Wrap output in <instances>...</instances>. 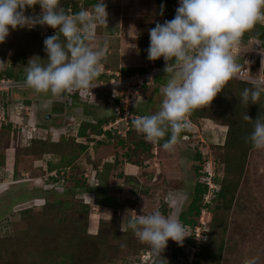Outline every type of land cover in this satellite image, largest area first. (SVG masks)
I'll list each match as a JSON object with an SVG mask.
<instances>
[{"label":"rangeland","instance_id":"374dc122","mask_svg":"<svg viewBox=\"0 0 264 264\" xmlns=\"http://www.w3.org/2000/svg\"><path fill=\"white\" fill-rule=\"evenodd\" d=\"M40 11L39 8H34L32 14L29 16L35 17ZM89 14H91V12ZM262 23L264 24V18H262ZM36 27L40 29V26L38 27L37 25L32 28ZM20 32L21 31L17 28H10L9 35L3 43H0V70L11 68L17 75L25 72L28 63L23 66L12 64L15 47L25 43L31 44L25 37L21 40L18 38ZM258 37H260V40L264 39L263 28H260ZM254 44L253 41L251 42V40H249L245 46H241V49L243 50V56H247L248 59L256 63V70H253L252 74L257 77L259 76V72H261L259 68V58H262V65L264 67V52L262 53L263 55L255 58V52L258 49L257 47H253ZM262 46L264 48V44H262ZM35 56L34 53H30L28 60L36 59ZM247 64H249V61H247ZM262 72H264V69ZM148 92H151V87H148ZM66 93L68 94L66 95L67 101L64 103L65 105L62 109H59V97L53 96L50 93H38L28 87H17L13 89L10 94V97L14 100H8V103H16V106L14 104H5L3 110L0 109V115L3 111V120L6 119V123L13 122L9 118L12 116L11 118L14 122L11 124V133L13 128L22 133L23 129L20 127L23 126L25 139H28L30 135L32 138L38 136L39 134L36 133L41 127L52 126L55 128L53 129L54 131H49V134H45L43 131V133L40 134V137H45V139L51 141L58 132L63 131L62 126H67L69 124V131H66V135H61L65 138L75 137L76 141L83 142L84 139L76 135V124L84 119V112H89L94 116L95 114H99V107L86 104L95 102L99 99L96 100L95 96H91L89 102L81 100L79 102V99L72 97L71 92ZM1 97L0 94V98ZM56 97L58 103L54 101ZM37 99H42L40 104L43 105L41 108L43 110H50L54 104L58 107L55 112L49 113L48 120H45L43 117L44 114L40 113L43 110L38 111L36 115L32 106L31 108L28 107L27 110L24 106H21L24 105L23 100L33 101V104H38ZM155 99L156 101L152 100V104L148 106V110L145 111L144 114L149 115L159 110L162 95L158 99L157 97ZM133 110L136 112L135 109ZM27 112L32 118L28 117L29 114H24ZM21 115L23 116L22 119L20 118ZM46 115H48V112H46ZM33 118H36V120ZM214 123L222 125L223 127L213 125ZM191 124L192 125L188 127V131L189 129L191 130L188 132V135H183L178 138L173 149L171 151L167 150V153L172 152V154H174L172 156L178 158L179 152L177 149L179 148L180 150V146L184 148V157L186 156L187 160H183L184 158L180 159L182 161H180L179 164L182 166V170L178 169L177 171V175L179 174L178 176L180 178L176 177L177 175H174V178L171 176L169 183L166 184L163 183L162 178L159 177L152 185L143 182L142 184L151 192V195L142 197L138 206H135V203L132 207L131 202L128 201L123 204L124 208L113 210L111 217H119V223L123 227V231H119L117 240L115 239L114 243L110 242V244H103L101 247H98V253H94L90 264H134L136 260L138 261L139 256L145 252L143 249L147 248L148 245L138 240L133 230L127 227V221L137 215H146L156 210H159L165 216L177 217L180 215L190 203L197 179L200 180L196 177V173L194 172L196 163L197 165L201 164V170H203L204 173L201 179L202 183H204L208 177V172H212L214 179L216 178L220 183L223 174L222 168L216 160L214 163L212 161H214V156L218 152L216 145H221L224 142L227 126L224 125V123L201 117H198L195 122H191ZM32 126H34L33 129L30 128ZM122 128L123 125H121L120 128L121 132L124 131ZM220 130H222V132ZM4 131L5 130H3L2 133H4ZM11 133L10 135L8 133V136L6 134L0 135V155H3L0 156V191L5 190L3 194L0 195V239L6 241V236H10L16 240L13 242L6 241V244L0 247V264L5 261L4 259L7 258L8 252L9 254L12 252L20 253L22 251L25 253L28 251L30 252L32 239L30 238V234L25 235L24 232L26 230L29 233L36 232L32 230L35 229L34 219L36 216H39L38 219H40V222L42 221L45 223L48 220L47 223L51 224L52 232L55 235L60 234L62 238L59 240L63 239L62 241L66 245L68 243V240H66L68 235L74 236L75 234H82L85 229L89 232V227L87 225L89 224V215L91 212H96V208L93 206L94 204L90 201V198L82 197L80 190L72 189V180L66 181L62 187L49 188L44 186V183L48 182L44 181V175L49 170L47 166L48 160L50 161L53 159L58 163L60 159L58 154H54L55 157L48 154L39 157V159H43L46 164L45 169L48 170L45 172V170L41 169L42 167L39 165V162L35 165V158L32 156L15 155L14 148L16 147H14V143L11 144V142L14 139V145L17 146L20 140H17V137L12 138L13 133ZM94 150L93 143L89 142L87 150L80 153L75 158L72 168L66 166V171L68 173L74 171L76 178H79L83 172L82 176L85 174L91 175L93 170H91L92 165L90 164H92V162L90 160V164H85V161H89V159L92 158ZM196 152L201 154L202 161L198 162L194 159V154ZM149 154L152 155L151 153ZM15 156L17 160H15ZM95 156H97V151L95 152ZM38 169L40 171H38ZM35 177L40 179L37 180ZM217 181H215V183H217ZM219 183H217V188H220ZM163 186L165 187L163 188ZM132 188L139 189L137 185ZM84 204H88L85 210L82 207ZM43 205L47 207V212L41 216L39 213ZM213 206L214 204L211 202L209 207L211 211ZM24 208H29V210H31V216L21 215L20 211ZM165 208L167 212L164 213L163 209ZM86 210L87 215H85ZM210 210L209 213L211 214ZM210 214H204L206 223L208 222ZM112 220L114 221L115 219L112 218ZM226 220L224 249L220 264H246L248 260H254L255 264H264V147L255 146V148L250 151L246 171ZM116 222L118 221H114L115 225ZM31 224L33 225L31 226ZM111 225L112 224L108 225L109 232L106 234L107 237H111L110 234L114 232ZM120 233L121 236L119 238ZM34 238H36V236H34ZM65 240L66 242H64ZM42 241L47 244L43 238ZM172 241L171 239L167 241L166 247L160 253L161 258L152 254V257L146 263L142 264H162L168 261ZM36 246L37 244H35L34 247ZM149 249L151 248H147V250Z\"/></svg>","mask_w":264,"mask_h":264},{"label":"clouds","instance_id":"9594fccd","mask_svg":"<svg viewBox=\"0 0 264 264\" xmlns=\"http://www.w3.org/2000/svg\"><path fill=\"white\" fill-rule=\"evenodd\" d=\"M33 5H39L40 13L26 16L25 8L31 9ZM162 12L163 5L161 15ZM107 15L103 0L94 5L92 14L81 10L73 16L59 6V0H0V43L5 41L10 28L46 25L55 29V34L43 40L47 63H39V57L28 60L25 86L53 96L90 89L95 86L92 80L99 74L100 63L106 59V42L95 48L88 42L96 40L97 25H107ZM261 18L264 0H178L174 18L149 29L147 58L162 57L163 71L169 79L161 89L158 111L130 117L134 130L146 141L163 140L161 147L171 151L180 133L188 129L185 116L208 105L240 71L231 49ZM249 83L242 98L256 103L264 93V79H250ZM243 119L253 121L247 114ZM166 134L168 139L164 140ZM248 140L256 147H264V120L253 123ZM127 227L157 257L169 239L179 244L187 236L177 217L165 216L159 210L130 218ZM246 264L255 261L248 260Z\"/></svg>","mask_w":264,"mask_h":264},{"label":"trees","instance_id":"16d2710c","mask_svg":"<svg viewBox=\"0 0 264 264\" xmlns=\"http://www.w3.org/2000/svg\"><path fill=\"white\" fill-rule=\"evenodd\" d=\"M59 6L62 7L68 15L70 14L68 9H70L71 13H78L84 8L87 9V6H83V4L80 5L78 2H71L70 0H59ZM34 8L40 9L39 5H33L31 9L26 7L24 14L26 16L31 15ZM37 26L39 27V25ZM260 28L264 29L262 19L258 20L251 29L244 32L240 38V45L245 46L251 39L257 40V49L260 51V55H263L262 53L264 48L261 42H263L264 39L260 40V37H258ZM17 29L21 31L18 38L21 40L25 37L31 42V44L29 45L28 43H25L15 47V52L12 57V64L22 66L27 64L30 53H34L36 55V59H38L37 57L41 59L38 60L39 63L46 64L47 54L44 51L43 40L50 35H41V31L37 27H18ZM61 40L63 41V38H61ZM90 42L92 43V41ZM91 43H89L90 47H92ZM103 69L107 70L108 68L104 67ZM137 71L145 72L146 70L144 71L143 69L136 70L122 68V72L125 75H131ZM22 75L25 76V72L17 75L12 71L11 68L0 70V78L5 77L18 79ZM163 76L164 72L158 73L153 77L152 82L155 87L151 90V92L147 93L149 101L152 97V92L158 90L156 87H160L162 84H165V82H162ZM101 78H107V75L104 73H99L94 79L98 80ZM146 85H144V90H147L148 88ZM249 87L250 83L248 81L231 78L224 84L223 89L216 94V96L208 105L198 107L186 115L188 121L190 122H195L198 117H201L211 119L215 122L224 123V125L227 126L224 142L221 145H216L218 152L214 156V161H212L214 163L216 160L222 168L223 174L220 179V183L216 178L214 179L220 184V188L216 192L215 197L212 199L214 204L212 211L209 209L211 204H207L208 214H210L209 210L211 211V214L208 218V222L203 227L205 240L203 241L200 251L196 254V259L192 264H220L221 255L224 249V234L227 225V214L232 208L235 195L246 171L249 153L253 148H255L251 141L248 140V136L252 131L253 123L264 120V93L261 94L259 100L256 103L245 102L242 98V93L245 88ZM66 95L68 94L63 93L57 96L60 98V104L58 105L59 109H62V107L65 105L64 103L67 101ZM71 95L75 99H79L76 90L72 91ZM96 95L97 99H99L97 100V103L101 105L105 104V95L99 92H97ZM2 97L0 98L1 102H3L4 105L8 104L6 99L9 97L4 95H2ZM57 97L54 99L55 103H58ZM78 101L80 102V100ZM113 101V105L116 106L117 101L115 99ZM58 107L54 104L50 110L55 112ZM132 111L134 110L132 109ZM49 113L50 112H48V114ZM245 114L252 118L253 121H245L243 119ZM136 115L141 116L145 114L142 112H137ZM84 116L85 119L93 118L95 122H90L87 120H82L80 122L77 129V136L84 139L83 142L76 141L75 137L65 138L62 135L59 137L60 139L56 141H50L37 137L25 139L23 133H20L15 128H13V134L11 133L12 125L9 122L0 125V135L6 134L8 136V133L9 135L11 133L12 138L17 137V140H20V143L17 146L14 145V139L11 142V144L14 143L13 146L16 147L14 149L15 155L17 156L28 155L32 156L36 160L39 159L40 156L47 153L58 154L60 158L58 163H53L51 160H48V171L53 169H66V166H68V168H72L75 158L80 153H83L87 150L89 142L93 143L94 149H98L99 145L105 144L109 152L111 151V153L115 154V159L113 162L116 161L117 163L118 160H125L138 166H140L148 157L152 146H161L163 143V140L155 142V144L153 142L146 141L142 134L137 133L134 130L131 121L129 122L128 130L124 135H121L116 132L112 133L110 131L102 130L104 123L114 119L113 117L100 116L97 114L94 116L89 112H84ZM3 130H5L4 133H2ZM189 131L191 130L189 129ZM189 131L186 129L185 131L181 132L179 138L183 135H188ZM99 135H102V138L96 139V136ZM168 135L169 134L165 135L164 140L168 139ZM96 158H100V151L98 150ZM194 159H196L198 162L202 161L201 154L196 152L194 154ZM15 160H17L16 156ZM91 162L95 169H97L100 165L98 159L91 160ZM196 165L197 163L194 166V172L196 173V177L200 180L197 179V182L195 183L189 205L180 213V215L177 216L179 222L182 225H189L190 227H193L198 223V217L203 207V198L207 189V187L201 182L204 174L203 170H201V164L197 166ZM102 166L106 167L107 163H102ZM110 169L106 171H109ZM94 173L98 181L97 185H94L89 181L88 178L82 176V174L79 176V178H76L74 171L68 173V178L66 181L68 182L69 180H72V189L80 190L81 192L87 190L91 185L93 188L88 190L87 193L89 194L90 201H92L94 205L108 207L114 210L118 209L120 205L121 208H124V203H120L118 198L116 199L111 192H108L105 189H97V187L100 185V182L102 184L106 183V177L103 179L102 174L97 173V171H94ZM44 205L42 206V209L39 213L41 216L47 212V207ZM131 206L133 207L132 204ZM82 207L85 210L88 207V204H84ZM163 212H167L166 208L163 209ZM20 213L22 216H31V210H29V208H24L20 211ZM85 215H87V210L85 211ZM38 217L39 216L35 217V224L33 223L35 229H32L36 232L29 233L27 230L24 232L25 235L30 234V238L32 239L30 252L28 251L25 253L22 251L20 253L12 252L10 254L8 252L7 258L4 259L5 261L2 262V264H90L94 253H98V247H101L103 244H110V242L114 243V240H117L119 231H123L119 223V217H111L109 220L101 219L99 221L96 233H88L85 229L82 234H75L74 236L68 235L66 238L68 243L65 245L62 241L63 239L59 240L62 238L60 234L55 235L52 232L51 224L47 223L48 220L45 223L42 221L40 222ZM112 218L118 221L116 222V225L114 224L115 220L113 221ZM33 224H31V226ZM109 224H112L111 228L114 230V232L110 234L111 237L106 236V234L109 232ZM34 236H36V238H34ZM120 236L121 233L119 238ZM42 238L47 244L43 243ZM15 240V238L13 239L10 236H6V241L13 242ZM66 240L64 242H66ZM6 241L0 239V247L5 245ZM35 244H37L36 247H34ZM147 248L150 247L148 246ZM147 248H144L143 251H146ZM169 251L168 261L162 264H175V262H173L177 256L175 241H172Z\"/></svg>","mask_w":264,"mask_h":264},{"label":"crops","instance_id":"0c3cea01","mask_svg":"<svg viewBox=\"0 0 264 264\" xmlns=\"http://www.w3.org/2000/svg\"><path fill=\"white\" fill-rule=\"evenodd\" d=\"M70 1L78 2L80 5L83 4V6H87L86 10L89 13L91 12V14L93 12L94 5L98 2V0ZM103 3L105 4L106 12L108 14L106 18L107 25H97L95 27L96 40L92 41L91 43V46L95 48L97 44L104 45L106 42V59L100 63V66L103 68H108V70L113 72L118 71L121 73H123L122 68L136 70L143 69L145 71L154 66L164 67L165 61L162 57L156 60H149L147 58L146 50L149 46V29L154 27L156 23L162 24L165 20L173 19L175 15V9L178 7V0H103ZM161 5H163L162 15L160 14ZM252 41L255 43L253 46L255 47L258 41L251 39V42ZM236 60L240 63L242 62L243 57L239 56L236 58ZM168 79V74L164 72L162 82H165L166 84ZM164 85L162 84L160 87H156L158 90L152 92L150 101L148 100L147 94L148 88L147 90H144V98L140 102L136 103V105H133V109L136 110L134 113H145V111L148 110V106L152 104V100L156 101L155 98L157 97L158 99L161 96V89ZM146 86L151 87V90L155 87L153 82L148 83ZM41 100L42 99H37L38 104H33V101L30 102L29 100H23V103L24 105L27 103V106L30 108L32 106L34 108L35 114L37 115L38 111L43 110L41 109L43 107V105L40 104L42 102ZM46 112H50L51 114L53 111L43 110L40 113H43V116H45ZM28 117H31L30 114ZM33 119L36 120V118ZM213 125L223 127L222 125H217L215 123ZM220 131L222 132V130ZM56 139L57 138L54 140L56 141ZM180 147V150L179 148L177 149L179 152V157L174 158L172 156L174 155L172 152L167 153V150H164L158 145L152 146L149 152L152 155L149 154L143 163L138 166L125 160H118L117 163L116 161L113 162L115 159V154L111 153V151L109 152L107 146L104 144L99 145L98 149L96 148L94 150L92 158H90V160L98 159L100 164L99 167L95 169L88 160L85 161V164L92 165L91 170L102 174L103 179L106 177V183L102 184L100 182V185L97 187V189H105L108 192H111L116 199L118 198L120 203L125 204L130 201L132 205L136 203L135 206H138V204L141 202L140 199L142 200V197L151 195V192H149V190L142 184L143 182L152 185L159 177L162 178L163 183L166 184L169 183L171 176L174 178V175H177L178 169L182 170V166L179 164L180 161H182L180 159L184 158L183 160H187V157H184V148H182V146ZM97 150L100 151V158H96L97 156H95V152ZM47 154L54 156L53 153ZM93 157L96 159H93ZM51 161L55 163V160L52 159ZM37 162L40 163L39 165H41L42 170H46V164L44 163L43 159L34 160L35 165ZM104 162L107 163L106 167L102 166V163ZM108 169L110 170L106 171ZM38 171L40 170L38 169ZM178 175L176 177H179ZM35 179L38 180L40 178L35 177ZM135 185H137L139 189L132 188ZM164 187L165 186H163V188ZM92 188L93 187L90 185L87 190L81 192V196L89 198V194L87 192ZM4 191H0V195L3 194ZM93 206L96 208V212L90 213L88 220L89 224H87L89 227L88 233L91 234L97 232L98 221L101 219L109 220L114 210L112 208L99 205ZM120 208L121 205L117 210ZM121 229H123L122 226Z\"/></svg>","mask_w":264,"mask_h":264},{"label":"built area","instance_id":"2783aa9c","mask_svg":"<svg viewBox=\"0 0 264 264\" xmlns=\"http://www.w3.org/2000/svg\"><path fill=\"white\" fill-rule=\"evenodd\" d=\"M68 11L70 12L69 16H73L76 14V13H71L70 9H68ZM83 11L88 12L87 10H84V9ZM39 26H40L41 35L51 36L55 34L56 32L55 29H52L51 27H48L46 25L44 26L39 25ZM261 43L264 44V41ZM256 47L257 45L255 46V48ZM242 51L243 50L241 49L240 40H239V43L232 47L231 53L235 57V60L239 56H242L243 60L241 63H239L236 60V63H238L241 67H240V71L232 78H236V79H239L242 81H248V82L250 79H264V72H262V70L264 69L262 65V60H261L262 58H259V68L261 69V72H259V76L256 77L252 74V71L256 70L255 68L256 63L253 60L248 59L247 56H243ZM258 56H260L259 50L255 52V58ZM247 61H249V64H247ZM163 69L164 67L154 66V67L149 68L145 72H137L131 75H125L118 71L113 72L108 69L104 70L103 67L99 65V73L106 74L107 78H101L98 80L93 79L92 84L95 85L94 87H91L90 89L80 88V89H76V91H77L79 100L85 101V102H89L91 96H95V99L97 100V95H96L97 92L104 94L106 98H105V104H103L102 106L107 107V108L117 107L119 115L114 116L113 117L114 119L109 120L108 122L104 123V125L102 126V130L110 131L112 133L116 132L118 134L124 135L125 132L129 128V122L131 121L130 117H137L134 111H132L133 109L132 107L134 104L140 102L144 98V85L150 83L153 77L157 75L158 73L164 72ZM24 79H25L24 75H22L18 79L5 78V77L0 78L1 96L2 95L8 96L9 98L6 99L7 101L9 99L12 100L13 98L10 97L11 96L10 94L13 89L17 87L26 88L24 84ZM114 99L117 101L116 106L113 105ZM12 104L14 103L10 102L7 105H12ZM86 104L91 105V106L100 105L97 103V101L89 102ZM14 105L16 106V103ZM21 106H24L26 110L28 109L27 105H21ZM3 108H4V103L0 102V109L3 110ZM25 114H29V113L27 112ZM11 117L12 116H10L9 118L11 119V121L14 122V120H12ZM20 118L22 119L23 116L21 115ZM3 119H4V116H3V111H2V114L0 115V125L2 123H6V119L5 120ZM184 119L187 121L188 127H190L192 124L190 121H188L187 116H185ZM82 120L95 122L93 118H88V119L84 118ZM13 122H10V123L12 124ZM80 122L76 124L77 129L79 127ZM121 125H123V128H122L124 129L123 132L120 131ZM68 126L69 124L67 126H62L63 131L58 132V134H56L55 137L57 138L59 135L61 136V134L66 135V131L69 130ZM33 127L34 126L30 128L33 129ZM20 128L23 129L22 130V133H23L24 132L23 126ZM53 129L55 128H53L52 126L41 127L40 130L36 133L39 135L35 136L34 138L37 137V138L45 139V137H40V134L43 133V131L45 134H49V131H54ZM76 135H77V132H76ZM55 137L52 140H54ZM59 137L56 140H58ZM31 138L32 136L30 135L28 139H31ZM101 138H102V135L96 136V139H101ZM153 143L155 144V142ZM91 173H92L91 175L85 174L84 176L88 178L89 181L92 182L94 185H97L98 181H97L94 171ZM67 178H68V174H67L66 169H60V170L53 169L51 171H47V173L44 175V179H45L44 181H48V182L44 183V186L49 187V188L62 187L64 186V183H66ZM203 184L207 187V189H206L205 196L203 198V207L198 217V223L193 227H190L189 225H183L184 233L187 236L184 237L182 243L178 244L177 242H175V245L177 248V256L173 260L175 264H192L196 259V254L200 251V247L203 244V241L205 240V234L203 231V227L206 225V221L204 220V214L208 213L207 204H211L212 199L215 197L216 192L219 190V188H217V183H215L214 181V176L212 172H208V177L206 178ZM152 254L153 252L151 250H147L143 252L141 256H139L138 261L136 260L134 264L146 263L152 257Z\"/></svg>","mask_w":264,"mask_h":264},{"label":"water","instance_id":"95a60500","mask_svg":"<svg viewBox=\"0 0 264 264\" xmlns=\"http://www.w3.org/2000/svg\"><path fill=\"white\" fill-rule=\"evenodd\" d=\"M99 114L100 116H106V117H114L118 116V108L117 107H109V108H99ZM49 115L45 116V119H48Z\"/></svg>","mask_w":264,"mask_h":264},{"label":"flooded vegetation","instance_id":"af4514ba","mask_svg":"<svg viewBox=\"0 0 264 264\" xmlns=\"http://www.w3.org/2000/svg\"><path fill=\"white\" fill-rule=\"evenodd\" d=\"M95 107V106H94ZM46 116V115H45ZM45 116H43L44 117V119H45Z\"/></svg>","mask_w":264,"mask_h":264}]
</instances>
